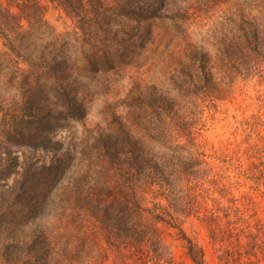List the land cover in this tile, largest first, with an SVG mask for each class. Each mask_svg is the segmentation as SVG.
<instances>
[{"label": "trees", "instance_id": "16d2710c", "mask_svg": "<svg viewBox=\"0 0 264 264\" xmlns=\"http://www.w3.org/2000/svg\"><path fill=\"white\" fill-rule=\"evenodd\" d=\"M7 1L0 35L16 59L0 60V72L20 99L9 111L0 101L9 137L0 147V264H208L187 221L206 230L217 264H264L256 200L264 197V121L241 120L243 139L221 152L195 135L207 108L264 74V0H49L77 21L65 35L46 19L43 0ZM199 20L213 28L211 49L187 39L185 28ZM159 24L185 44L166 63L167 88L136 83L116 126L71 133L88 115L82 79L133 64ZM63 128L66 145L55 139ZM33 146L39 158L21 160L18 149ZM147 195L155 198L146 203ZM168 228L184 241L186 259L165 241Z\"/></svg>", "mask_w": 264, "mask_h": 264}, {"label": "rangeland", "instance_id": "374dc122", "mask_svg": "<svg viewBox=\"0 0 264 264\" xmlns=\"http://www.w3.org/2000/svg\"><path fill=\"white\" fill-rule=\"evenodd\" d=\"M4 5L8 3L7 0H0ZM48 6L46 19L54 29L56 34L65 35L67 33L73 34L76 30L77 21L67 16L66 13L56 6V3H50L49 0H43ZM12 11H17L15 7H11ZM183 27L188 25L183 24ZM25 27L28 23L25 21ZM163 25H155L153 31V42L143 51L142 55L136 58V61L127 66L119 65L116 70H111L106 73H100L97 76L82 79V90L80 97L85 102L88 108V115L83 122H72L70 125L71 133L77 137L85 135L87 130H106L109 122H114L112 128L116 126L117 119L114 118L115 113L122 112L120 102L128 95L129 90L136 83L143 85H157L163 90L167 88L166 80V63L171 55L179 52L185 45L183 43L171 42V35L165 30ZM212 26L205 23L203 20L197 21L191 27L185 28L189 30L188 40L195 44H206L208 49L209 42H213ZM160 38L163 40L160 44ZM16 59L14 53L7 47L5 38L0 35V60L5 63H13ZM18 67L26 72L29 65L26 60L18 59ZM5 70L0 72V101L5 98L3 109L8 110L12 108L11 99L19 100L20 96L16 90L8 89L9 86L4 83L6 78L4 76ZM23 72V73H24ZM14 94H17L14 96ZM232 94V96H231ZM229 100L219 103V106L214 108H207L200 121L196 126L197 138L200 142L207 144V148L221 152V150L228 147L229 141H241V120L248 119L253 115L264 121V74L262 72H254L249 78L240 80L233 91L229 94ZM19 96V97H18ZM14 97V98H12ZM10 100V101H9ZM9 101V102H8ZM9 111V110H8ZM3 112L0 110V119H3ZM56 140L64 142L66 145L69 142L70 132L68 128L61 129ZM199 130V131H198ZM260 136H264V126L257 129ZM7 130H0V147L9 142V137L5 139ZM38 146L33 147H20V159L25 155L32 157L33 161L39 158L37 154ZM212 153L213 151H208ZM0 164L4 160L0 158ZM11 180V179H10ZM250 191L249 186L242 187L240 190L235 191L236 197H240L244 192ZM155 198L152 195L145 197V202L149 203ZM160 199V198H159ZM154 201L162 206L166 205V201ZM259 212L264 210V197H258ZM151 207L153 204L150 205ZM263 215V213H261ZM187 233L199 244L206 247L208 251V264H217L213 260V251L211 246L208 245V238L206 230L198 222L187 221L184 225ZM178 231L168 228L165 231V241L170 244L175 251L178 261L186 259V250L184 248V241L177 238Z\"/></svg>", "mask_w": 264, "mask_h": 264}]
</instances>
